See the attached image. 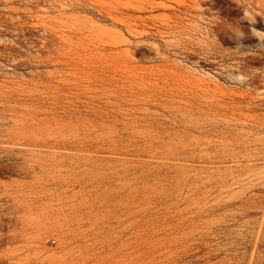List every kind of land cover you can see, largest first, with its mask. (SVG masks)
Wrapping results in <instances>:
<instances>
[{"label":"rangeland","instance_id":"rangeland-1","mask_svg":"<svg viewBox=\"0 0 264 264\" xmlns=\"http://www.w3.org/2000/svg\"><path fill=\"white\" fill-rule=\"evenodd\" d=\"M0 229L20 264L248 260L264 0H0Z\"/></svg>","mask_w":264,"mask_h":264},{"label":"bare ground","instance_id":"bare-ground-1","mask_svg":"<svg viewBox=\"0 0 264 264\" xmlns=\"http://www.w3.org/2000/svg\"><path fill=\"white\" fill-rule=\"evenodd\" d=\"M10 237V232H6L5 230L0 229V249L1 246L5 244H9V241H6L5 239ZM257 240V238H256ZM260 241V240H259ZM256 242V241H255ZM258 243V242H257ZM260 244L262 247H264V240L260 241ZM255 244L254 250L252 249V254L248 260H242V261H236V262H228L227 264H264V251H258V246L260 245ZM223 263V262H222ZM220 262V264H222ZM0 264H20L16 262L12 257L7 256L5 253H0Z\"/></svg>","mask_w":264,"mask_h":264}]
</instances>
